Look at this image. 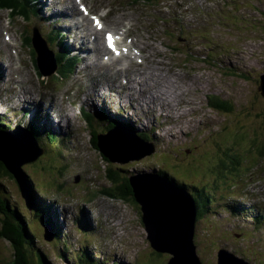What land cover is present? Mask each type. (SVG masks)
Here are the masks:
<instances>
[{"label":"rangeland","instance_id":"rangeland-1","mask_svg":"<svg viewBox=\"0 0 264 264\" xmlns=\"http://www.w3.org/2000/svg\"><path fill=\"white\" fill-rule=\"evenodd\" d=\"M63 1L65 5H72L70 3L71 0ZM247 1L235 0L233 3L229 1L228 3L232 5V8H225L220 13L221 17L220 15L217 17V20H220V27L215 28L214 39L211 30H208L206 33L209 39H213L212 43L216 42L217 47L220 49L226 47L222 44H226L229 48L224 54V57L230 60L226 63L228 68L222 64H217L219 59L226 62L222 58L223 54L221 53L218 55L221 58L211 61L213 59L211 57L214 56V54H211L207 62L202 64L200 58L202 56L205 57V52L201 50L193 51L187 48L192 45L199 46L206 44V42L192 44L194 40H190L189 43L186 40L180 42L181 45H176V49H173L170 45L175 40L169 33H163L162 39H158L157 32L163 31L164 26L156 22V19L162 13L159 9H161L163 3L160 5L157 1V3H149L146 0L83 1L87 7L91 8L93 14L102 15L103 23L105 22L109 27L117 28L123 32L127 31L128 28L130 29V34L135 36L132 39L137 41L135 46L141 50V66L143 63L145 67L149 63L155 65L154 63H157L156 60H160L158 63L164 66L172 65L177 75H182L178 78L176 73H173L176 76L174 81L178 82L181 88L185 89V85L189 87L184 93L185 96H183H187V102H190V105L185 102L188 105H186V110L189 114L185 116V112H183V115L180 116H185L180 120L184 124L183 131L180 133L175 125L174 138L171 136L172 140L168 139V145H164L163 142L158 140L163 139L162 137L152 134L154 138V144H152L154 147L153 157H145L137 161L130 160L128 156H125L124 160L128 161V163L123 165L114 163V165L116 164V166L120 167L128 166L129 173L135 172V177L139 176L141 181L149 176L140 177L137 173L151 174V170L161 169L171 176L176 184L180 185L184 183L191 194L194 191L192 190L193 187L207 193L206 198L211 205V213L217 212L216 209L219 205L214 204L226 203L227 198L232 199L235 197L234 193H243L244 197L242 201L243 203H248V200L251 198L249 196L251 191L249 184L262 182L264 176H261L259 171L262 170L264 172V154L262 153L264 149V98L257 91L259 86L258 78L264 71V0H251L253 10L247 8L248 6L252 8L250 3L248 6L246 5ZM193 5L192 10L198 8L196 3ZM225 5L227 6L226 1ZM255 5L258 7L263 18H258ZM39 9L45 11L48 7L42 5L39 6ZM140 12L148 14L149 23L154 24L153 31H149L147 24H137L133 21L132 16L138 17ZM123 17L125 18L124 22L121 19ZM257 18L261 22H258ZM9 22L15 24L14 21L7 19L6 12L0 11V46L2 52H6L2 45V42H4L2 39L3 35L9 31L12 40L15 41V31L18 37L19 33L23 34L21 28H14ZM143 27L147 28L148 32ZM152 34L155 35L153 36ZM99 35L101 37V33ZM199 37L203 39L204 36L200 34ZM212 49L210 50V46L204 47V50L207 52H213ZM8 55L13 60V63L18 66L19 62L28 60L29 51L26 48H22V53H19L11 47ZM195 61L196 63H194ZM26 66L27 68L25 69L20 67L16 70V73L23 76V80H29L28 72L33 78V67H29L27 63ZM161 70L163 73H167L169 69L161 68ZM188 73L193 74L192 79H188L190 78ZM116 85L120 87L118 81H116ZM127 87H125V91ZM3 89L4 87L1 88V90ZM198 90L200 91L198 92ZM207 94L219 101L231 103V112L218 113L209 108ZM118 121L121 122L122 119L120 118ZM125 131L123 130L122 132L124 134L129 132ZM122 132L119 131L117 134H123ZM168 133V131L165 132L166 135ZM16 138L17 134L15 140ZM104 139L105 137H103ZM13 140V137L7 138V141ZM134 144H137V142H134ZM86 145L90 155H93L101 163L102 174L100 173V175L104 177L105 171L103 168L105 166L98 153L92 152L88 142L78 145V148L67 159H75V156L81 154L82 151L84 152V146ZM137 145L142 149L143 143ZM217 145L219 146V151L217 150ZM257 148H259V153H262L261 155H258ZM254 155L260 157L259 160H252L251 158ZM234 156L237 157L235 158L236 161L233 159ZM221 164L223 166L228 165V167H222ZM236 164L238 165L236 168H238L233 170ZM42 165L46 174L52 173L50 171V167L52 166L51 159L45 160V162H42ZM255 165H257V170L254 169L256 168ZM23 167L28 171L30 176V169L34 170V168L31 165H24ZM244 167H246L245 170H252L250 175L252 180L249 181V184H247L245 179L249 175H245L247 172L243 170ZM90 168L89 163L80 162L79 165L75 163L71 170L78 171L80 174L91 175L90 172L93 173V170ZM31 174L33 175L34 172L31 171ZM71 178L70 176L68 179L71 180ZM104 183L108 184L105 180ZM34 184L37 189L55 190L51 195L54 199H59L67 193V190L63 186L59 187V183L55 180L46 184L42 176L40 179L34 180ZM43 184L47 185L46 188L42 186ZM8 187L12 198L16 199L15 203L17 207L20 210H24L22 203L17 199L18 196L16 197L14 186L10 184ZM110 187L109 189L111 190ZM262 187L264 188V186ZM253 191L258 193L256 189H253ZM222 194L225 196H221ZM258 194L260 196L259 203L264 202V196H261L260 193ZM99 202V207L106 211L113 223H123V228H127L125 227V221H128L133 226L131 237L132 241H134L133 249L122 257L126 263L127 260L136 264L168 263V259L172 258L171 255L167 253L156 254L149 247L140 219L141 213L137 211L135 206L118 200L109 201L103 197H99ZM251 207L252 204L249 205L248 209ZM199 210L202 212V209ZM83 213L84 216H91V218L98 217V220L104 221V217L96 211L92 210L91 213L83 211ZM234 213L232 215L234 218L231 215L224 217L231 221L228 222V225H221L222 221H217L214 216L203 217L196 223L194 232L196 252L202 264H218L216 253L220 248L226 249L229 254L234 253L238 257L248 260L251 264H264V231L261 230L258 235H255L251 231V228L246 229L241 227L243 223L247 227L252 226L250 219L255 217L254 213L244 215L241 214V210L239 209L235 210ZM114 230L119 234L115 227ZM183 235V233H179L178 237H182L183 239ZM250 237L253 239H250ZM123 240L121 236L120 241L113 242L110 247L111 250L118 251L116 249H119L118 245ZM39 241L41 242L40 239ZM6 245L7 247L9 246L6 241L0 240V264H11L12 258L9 257V253L5 248ZM167 247H169L168 242ZM4 248L6 254L3 253ZM42 248L48 249L44 253H49L48 260L51 263L55 256L54 253L49 247Z\"/></svg>","mask_w":264,"mask_h":264},{"label":"water","instance_id":"water-1","mask_svg":"<svg viewBox=\"0 0 264 264\" xmlns=\"http://www.w3.org/2000/svg\"><path fill=\"white\" fill-rule=\"evenodd\" d=\"M257 90L264 98V72L260 76ZM111 136L112 134H107V138L100 136L97 142L99 154L111 163L123 165L128 163L124 160L125 156L130 160H140L147 155L143 145L142 149L137 145L142 143L140 140L133 137ZM1 144L8 150L9 156L0 152V162L24 192V179L20 168L28 163V159L36 160L40 152L33 154L29 149L30 143L27 142L1 141ZM130 184L134 200L140 207L141 222L150 248L156 254L171 255L172 258L168 259L167 264H202L194 243L197 207L193 197L185 190L177 189L159 178L150 176L142 181L136 177L131 178ZM179 233L184 234L183 239L178 237ZM218 264L250 263L221 250L218 253Z\"/></svg>","mask_w":264,"mask_h":264},{"label":"trees","instance_id":"trees-1","mask_svg":"<svg viewBox=\"0 0 264 264\" xmlns=\"http://www.w3.org/2000/svg\"><path fill=\"white\" fill-rule=\"evenodd\" d=\"M2 6L7 7V8H12L13 11H15V7L13 2L12 4L10 3V0H0ZM22 13V12H20ZM263 18V16H261ZM261 22V21H260ZM263 31V30H261ZM259 81V80H258ZM258 91V90H257ZM209 108L216 112H221V113H230L232 110V104L228 103L227 101L221 102L219 100H214L212 99L209 103ZM254 129H256L254 127ZM253 129V130H254ZM108 130V129H106ZM102 132V131H100ZM107 132V131H106ZM32 133V132H31ZM92 137H91V145L93 148L97 151L98 153V148H97V142H98V133H95L94 130H92ZM260 145V143H259ZM217 150L219 151V146L217 145ZM258 154H264V149L262 153H259V148H257ZM100 159L102 163L105 166V178L108 182V188L106 190V196L125 202L129 205L135 206L137 211H140L139 205L136 203L133 197V188L130 184V179L129 177L132 176L134 173H129L128 166H116L114 163H111L108 159L102 157L100 154ZM228 158V157H227ZM237 158L236 156L233 157V159L236 161ZM230 159V158H229ZM229 164V163H228ZM222 167H228V165ZM228 169V168H225ZM153 171V170H152ZM2 172L4 175H7V171L5 170L4 166L0 164V174L2 175ZM154 174L157 173L159 177H167L168 175L166 172L162 170H158L157 172L153 171ZM0 175V176H1ZM3 175V176H4ZM5 176V177H6ZM170 178V177H169ZM29 180V179H28ZM27 178L25 179V183H28L26 186L30 187L29 182ZM170 182L173 181L171 178L169 179ZM173 183V182H172ZM111 186V187H110ZM111 188V190L109 189ZM186 191L190 192L189 190L185 189ZM193 191V198L196 202V207L198 210V220L197 222L202 219L203 217H206L207 213L209 212V200H207L206 196L207 194L199 190L197 188H192ZM30 192V188H29ZM31 194V192H30ZM7 205H3L4 207V212L8 216H10V222H7L5 219L1 220L0 222V236L1 238L6 241L11 247L14 248L16 258H15V263L14 264H48L45 260V257H43L41 254L37 253L36 250L33 247V242L31 241V231L27 230V226H24L25 222L22 220V217L15 211L12 210L11 208H8ZM202 209V212L201 210ZM9 210L11 212H9ZM15 211V212H14ZM2 214L1 209H0V215ZM15 222V223H14ZM28 234V240L24 244L27 246V248L24 250V246H22L23 240L27 238ZM194 242H195V237H194ZM159 256V255H158Z\"/></svg>","mask_w":264,"mask_h":264},{"label":"bare ground","instance_id":"bare-ground-1","mask_svg":"<svg viewBox=\"0 0 264 264\" xmlns=\"http://www.w3.org/2000/svg\"><path fill=\"white\" fill-rule=\"evenodd\" d=\"M59 3H60V5H63V2H61L60 0H57L56 4H59ZM67 9L70 10V15L73 17V14H74L73 11L70 8H67ZM8 19H10L12 21L14 20V18H12V17H8ZM73 19H75V18L73 17ZM121 19L123 20L124 17L121 18ZM14 22L16 23L15 20H14ZM73 26L75 27V29H71L72 34H77L78 32H81V28H80V25L78 23H75V25H73ZM61 38H64V36H61ZM80 44H81L80 49H84V52L86 54H89V52H86V50L89 49L90 47H86V40H85V38H82V42ZM113 45L115 47L117 46V49H118V43H116V40L115 39L113 41ZM55 48L57 49L56 46H55ZM1 52H2V48L0 46V53ZM156 65H158V66L153 65V63H149L147 65V70H145V76H144V79L147 82V86H145V87L140 86L139 87V91L142 92V93H145V89L151 87L153 89V96H154V99L155 100H157V101L158 100L165 101L167 103V106L169 108L176 109L177 104L179 103V101H182V99H181L182 93L183 92H186L189 89V87H188V85H185V89L184 88H181L180 87V84L178 82L176 83L174 81L176 76H174L173 75V72L170 71L171 69H173V66L172 65H169L168 66L169 68H166L167 66H164V65H162L160 63H157ZM161 68H165V69H169V70L167 71V73H163L162 70H161ZM0 69H1V67H0ZM3 74L5 76V80L7 82H9L10 79L6 76V71L5 70H3ZM14 74H17L18 75V73H14ZM132 77H136V76L133 73H131L130 76H129L128 81H129V84L131 86L129 87L128 90L130 92H133L134 91V89L132 87V84H135L136 83V79L135 78H132ZM167 77L172 78V80H169ZM188 79H192V78H188ZM11 83H12V81H11ZM11 86L14 87L13 84ZM130 96H132V99H130V101L134 103V100H135V97L134 96L135 95L133 94V95H130ZM22 101L23 100L21 98H18L17 99V104H20ZM145 105H147V104H145L143 101H138L137 102V108L140 109V110L145 109L146 108ZM158 106L160 108H162V106H164V105L158 104ZM6 114L7 113H5V115ZM177 118H180V117H177ZM46 125H47V128H49V129L57 130L59 128V127H57V124H56V121H55L54 117L50 113H49L48 118L46 120ZM7 129L8 128H5V130H7ZM28 130L30 131V134L29 135L31 136L32 133H31V130H30L29 127H28ZM125 130L126 129H124V131ZM0 131H1V128H0ZM126 131H128V130H126ZM120 132H122V131H120ZM30 142H31V148H32V150H34V151L41 150L40 147L38 146V144L37 143H34V141L32 140L31 137H30ZM31 158H33V156H31ZM32 163H33V161L31 159H28V163L27 164L28 165H31ZM24 184H25V181H24ZM26 187L28 188V186H26ZM186 192H188V191H186ZM188 193L192 196V194L190 192H188ZM247 207L248 206L246 204V208ZM89 211L91 213V210H89ZM252 223H253V221H252ZM254 223H255V221H254ZM87 230L90 231L89 228H87ZM89 236H91V235H89ZM1 237L2 236H0V240H3Z\"/></svg>","mask_w":264,"mask_h":264},{"label":"snow or ice","instance_id":"snow-or-ice-1","mask_svg":"<svg viewBox=\"0 0 264 264\" xmlns=\"http://www.w3.org/2000/svg\"><path fill=\"white\" fill-rule=\"evenodd\" d=\"M97 26L99 27V21H97ZM107 41H108V46L110 48L113 47V37L109 34L108 37H107ZM114 50V49H113Z\"/></svg>","mask_w":264,"mask_h":264}]
</instances>
